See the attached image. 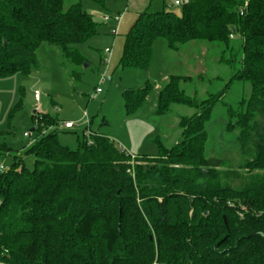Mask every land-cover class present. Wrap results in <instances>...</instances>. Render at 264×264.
I'll return each mask as SVG.
<instances>
[{
  "label": "trees",
  "instance_id": "1",
  "mask_svg": "<svg viewBox=\"0 0 264 264\" xmlns=\"http://www.w3.org/2000/svg\"><path fill=\"white\" fill-rule=\"evenodd\" d=\"M93 1L107 9L106 0ZM98 27L83 0L67 8L65 0H0V78L29 72L44 42L82 64L76 45ZM158 38L173 51L192 41L220 43L219 61L230 66L239 39L242 66L202 100L181 89L188 77L169 76L155 113L166 115L174 104L195 112L180 117L174 146L157 140L156 155H132L92 129L72 149L53 128L59 118L35 112L34 168L15 156L0 172V264H264V129L257 120L264 115V0H188L181 14L145 10L126 33L121 67L148 69ZM235 81L251 84L247 100L227 104L226 130L237 131L246 175L206 153L205 123ZM151 88L126 90V111L137 110ZM236 179L245 181L236 187Z\"/></svg>",
  "mask_w": 264,
  "mask_h": 264
},
{
  "label": "rangeland",
  "instance_id": "2",
  "mask_svg": "<svg viewBox=\"0 0 264 264\" xmlns=\"http://www.w3.org/2000/svg\"><path fill=\"white\" fill-rule=\"evenodd\" d=\"M77 1L65 0V8ZM180 1L181 5H175L174 0H167L170 4L168 10L181 14L182 5L188 0ZM83 6L93 14L99 27L95 37L76 45L85 59L82 64L65 59L56 46L44 42L37 49V64L32 65L29 72L17 71L0 78V142L8 148V151L0 153V165L4 170L12 167L15 156L22 158L26 169L34 168L35 157L28 148L40 136V131L33 129L38 122L33 117L35 112L59 118L60 124L53 128L60 142L72 149H76L79 140L84 139V133L87 136L92 129L132 155H156L159 152L157 140L167 148L174 146L180 135V117L195 112L190 106L174 104L166 115L155 113L159 90L169 76L188 77L189 80L181 82V89L187 95L202 100L220 91L242 66L239 39L233 41L237 46L234 63L230 66L219 61L220 55L224 54L220 43L192 41L173 51L164 38H158L153 45L148 69L122 68L120 62L125 36L134 22L127 25L130 13L126 11L125 0H106L107 9L93 0H83ZM161 8L153 6L149 10L155 12ZM118 14L123 18L118 33L114 35L116 23L113 20L105 22L104 17ZM108 48L112 49L110 55L105 53ZM225 57H229V53H225ZM103 76L105 80L101 82ZM148 83L152 88L144 102L137 110L128 113L123 93L143 89ZM98 86L103 90L100 94L95 92ZM36 91L40 96L38 101L35 99ZM250 93L249 82L235 81L205 123L209 134L207 156L226 159L229 167L237 170L242 169L243 156L237 131L226 130L227 104L236 106L242 98L247 100ZM257 120L261 133L264 115L258 113ZM66 121L74 122L76 126L66 129L62 124ZM26 133H31V136H26ZM222 169L225 170L226 166ZM252 177L249 175L247 180L251 181ZM244 181L236 179L232 185L240 187Z\"/></svg>",
  "mask_w": 264,
  "mask_h": 264
},
{
  "label": "crops",
  "instance_id": "3",
  "mask_svg": "<svg viewBox=\"0 0 264 264\" xmlns=\"http://www.w3.org/2000/svg\"><path fill=\"white\" fill-rule=\"evenodd\" d=\"M176 1H179L180 4H176ZM126 6L125 8L127 9L130 13V18H129V23L127 25H130L132 23L133 19L138 16L139 13L151 9V7L155 6V8H161V10L165 7H168L170 4L167 3V0H162V2L158 0H125ZM175 5H181L180 0H174ZM159 11V10H158ZM125 14V13H123ZM123 18V17H122ZM133 24V23H132ZM103 92V91H102Z\"/></svg>",
  "mask_w": 264,
  "mask_h": 264
},
{
  "label": "built area",
  "instance_id": "4",
  "mask_svg": "<svg viewBox=\"0 0 264 264\" xmlns=\"http://www.w3.org/2000/svg\"><path fill=\"white\" fill-rule=\"evenodd\" d=\"M176 4H180L179 1H176ZM110 20H113L115 23H116V27H115V30L113 32L114 35H116L118 33V30H119V26H120V23L122 21V14H118V15H114V16H105L104 17V21L105 22H109ZM112 52V49H106L105 50V53H107L108 55H110ZM106 63H108V59L105 60ZM105 80V77L103 76L102 79H101V82H103ZM102 88L100 86L96 87V94H100L102 93ZM35 99L38 101L40 99V96H39V92L36 91L35 93ZM64 125V127L66 129H70V128H73L76 126V123L74 122H71V121H66V122H63L62 123ZM26 136H31V133H26L25 134ZM33 142L30 143V145L32 144ZM4 169H3V166L0 165V172H2Z\"/></svg>",
  "mask_w": 264,
  "mask_h": 264
}]
</instances>
